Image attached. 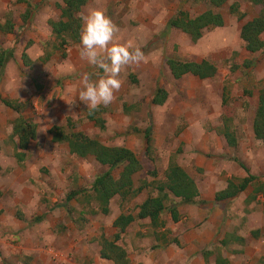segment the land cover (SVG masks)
<instances>
[{
	"label": "rangeland",
	"instance_id": "rangeland-1",
	"mask_svg": "<svg viewBox=\"0 0 264 264\" xmlns=\"http://www.w3.org/2000/svg\"><path fill=\"white\" fill-rule=\"evenodd\" d=\"M28 1L31 7L22 0H0V51L14 53L0 73V264H113L100 257L102 241L113 239V223L121 214L137 216L139 206L158 195L157 186L165 180L172 162L196 181L203 194L190 207L171 195L182 210L180 227L188 228L178 239L169 212L164 213L170 232L166 234L170 240H181L179 248L174 246L178 253L186 248L185 238L192 239L201 224L209 223L202 215L209 210V219L213 218L222 237L225 231L234 232L252 244L240 248L216 243L210 250L214 256L221 248V255L231 263L262 261L264 198L246 203L255 186L234 201L214 200L229 180L247 177L240 163L264 182V144L253 132L258 97L264 89V52L251 54L240 38L241 28L258 16L260 8L249 0H230L220 9L224 27L211 28L194 42L186 34L168 29V23L180 10L192 17L205 13L209 0H89L80 16L102 9L119 28L117 42L139 47L146 58L121 72L116 99L100 107L105 120L102 130L88 119L86 105L76 99L82 75L88 73L95 81L102 70L81 59L80 43L69 46L65 58L53 48L50 22L59 20L64 0ZM25 53L33 62L30 67L22 60ZM46 53L52 56L44 62ZM169 59L206 60L217 74L206 80L192 75L175 79L167 66ZM160 88L167 91L168 98L164 105L154 106L151 102ZM2 99L19 106L22 116L36 127L37 138L27 148L14 135L19 114ZM74 99L71 106L65 102ZM150 122L151 147L146 149L145 131ZM226 124L235 133L236 148L229 147L220 134ZM54 127L83 132L108 147L134 151L143 166L135 177L136 187L145 182L149 187L132 201L115 197L108 214L90 194L69 203V212L59 207L66 204L68 194L90 186L107 167L91 156L84 159L70 154L68 144L54 141ZM38 219L42 221L36 222ZM190 223L195 226L189 228ZM253 232H260V237H253ZM156 234L147 220H136L127 229L120 244L131 264H153L152 258L160 251L154 249L160 245Z\"/></svg>",
	"mask_w": 264,
	"mask_h": 264
},
{
	"label": "trees",
	"instance_id": "trees-1",
	"mask_svg": "<svg viewBox=\"0 0 264 264\" xmlns=\"http://www.w3.org/2000/svg\"><path fill=\"white\" fill-rule=\"evenodd\" d=\"M31 3L28 0H22ZM230 0H209L208 10L196 17H192L186 11H178L173 16L169 23L168 29L178 30L191 38L192 41L198 42L202 39L204 32L211 28H222L225 25V19L220 9ZM253 5L260 8L259 14L252 21L246 23L240 32L245 48L251 54L264 52V0H249ZM88 0H64V5L61 8L62 14L58 21H51L50 27L52 35L55 38L54 50L62 53V57H67L68 47L80 43V31L82 27V19L80 13ZM30 3V4H29ZM237 10V8H234ZM31 14L29 10L25 15V23ZM12 26V24L10 25ZM12 31V29H11ZM46 57L42 61L46 62L52 56V53H46ZM14 57L13 50L7 49L0 51V73L5 71L8 63ZM22 60L27 67L32 66V61L29 56L23 54ZM167 66L171 75L175 79H181L184 76L192 75L202 80L211 79L216 76V67L204 60L202 62H184L176 59H169ZM168 93L165 89H158L156 95L152 99V105L161 106L167 101ZM2 103L19 114L14 125V135L18 136L22 147L27 148L31 140L37 138V130L23 116L19 106L14 105L12 101L2 99ZM103 109L95 112H88V119L94 122L100 129H105V120L102 117ZM68 126L73 129V122L68 119ZM226 124L220 134L223 135L229 147H237L238 141L235 133ZM153 124L150 122L149 128L145 131V146L146 149L151 146ZM253 132L256 140L264 144V89L260 92L257 102V107L253 117ZM54 135V141L60 144H68L69 152L80 158L93 157L100 165L107 167V170L98 175L95 181L86 188L76 190L67 195L66 204L59 207L68 208L69 203L79 198L80 195H88L100 205L102 212L108 214L110 212L109 205L112 199L119 196L123 202L136 199L149 184L145 182L141 187H136L135 177L143 171L142 163L136 153L127 147L116 146L108 147L103 145L97 139L91 138L83 132H67L65 128L54 127L51 132ZM20 158V155L18 154ZM239 162L238 159L234 160ZM240 163V162H239ZM241 167L246 171L247 177L235 182L233 179L228 181L225 189L217 192L215 195L216 203H226L236 200L241 194L247 192L249 188L254 187V192L250 195L247 203L251 204L258 200V197L264 198V182L250 173V170L242 163ZM121 169L118 176L115 173ZM156 174H154L155 176ZM157 183V182H155ZM158 195L149 197L140 206L137 216L132 214H121L113 223L116 230L112 240L104 238L101 245L100 257L102 259L113 262L114 264H131L128 252L121 246L120 242L123 239L127 229L136 220H147L155 233L164 231L161 240L164 245L176 244L179 245L177 239L170 240L166 234L167 223L162 218L165 212H169L174 223L181 221L182 215L179 206L174 203L171 195L180 200L182 205H195L201 198V193L196 181L176 163H171L165 172V180L157 186ZM171 202V206L167 203ZM42 219L36 220L41 222ZM158 237V234H156ZM253 237L259 238L260 232H253ZM160 241V238L158 237ZM232 243L240 244L247 247L250 242L245 237L236 234H228L221 242L222 247H228ZM157 245L154 249L159 248ZM220 248V247H219ZM213 251H203V256L208 258L214 255ZM216 264H231V262L221 255V248L217 250L215 256ZM258 264H264V259Z\"/></svg>",
	"mask_w": 264,
	"mask_h": 264
},
{
	"label": "clouds",
	"instance_id": "clouds-1",
	"mask_svg": "<svg viewBox=\"0 0 264 264\" xmlns=\"http://www.w3.org/2000/svg\"><path fill=\"white\" fill-rule=\"evenodd\" d=\"M81 19L80 57L103 73L95 81L88 73L82 75V86L76 99L92 113L116 99L115 93L122 86L120 74L125 67L139 65L146 58L139 47L117 42L119 28L102 9H92L82 14ZM76 99L65 102L71 106Z\"/></svg>",
	"mask_w": 264,
	"mask_h": 264
},
{
	"label": "crops",
	"instance_id": "crops-1",
	"mask_svg": "<svg viewBox=\"0 0 264 264\" xmlns=\"http://www.w3.org/2000/svg\"><path fill=\"white\" fill-rule=\"evenodd\" d=\"M88 2H89V0H88ZM200 193H201V191H200ZM202 195L203 194L201 193V197H202ZM250 195L246 198L247 199L246 203H247ZM259 198L261 199V197H258V199ZM214 200H215V197H214ZM185 206L190 207L192 205H185ZM181 211H180V213H181ZM202 215L204 216V218L206 217V219L209 221V223L207 225L201 224L200 230L198 232H196L197 235L192 234V239H186L185 238L186 243H187L186 248L183 251L179 250V253L174 248V246L176 248H179L181 240L179 241V245H176L173 243L168 244V245H164V243L161 240V236L163 235L164 231H161V232L157 231L158 237L160 238V241L158 240V237L156 235L155 236H156V241L160 243L159 249L157 248L160 251L158 252L157 258H154V259L152 258L151 262L153 264H216L215 256L212 255L208 258H205L203 256V251H206V250L210 251L212 249L211 246L216 244V243H218L221 246V242L226 238V236L229 233L225 231V233H224L225 236H223V237L221 236L222 233L220 231H218V228H216L215 225L213 224L214 223V221L212 220L213 218L209 219V210L204 211V213ZM173 224H174V227L172 229H173L174 233L178 236V239H179V235L182 234L183 231L188 230V228L180 227V225H182V218H181L180 222H178V223L173 222ZM194 226H195V224L190 223L189 228H193ZM166 229H167V227H166ZM167 231H168L167 233L169 234L170 233L169 230H167ZM154 232H155V230H154ZM231 233H234V232H231ZM239 236H241V235H239ZM231 245L238 246L240 248H245V246H241L240 244H236V243H232ZM247 247H249V246H247ZM250 247H252L251 243H250ZM231 264H235V263L232 262Z\"/></svg>",
	"mask_w": 264,
	"mask_h": 264
}]
</instances>
